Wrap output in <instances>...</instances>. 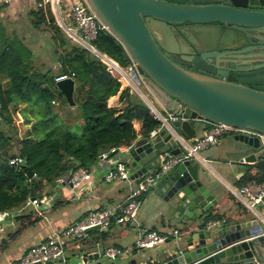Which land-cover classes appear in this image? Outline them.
Here are the masks:
<instances>
[{
    "label": "water",
    "instance_id": "95a60500",
    "mask_svg": "<svg viewBox=\"0 0 264 264\" xmlns=\"http://www.w3.org/2000/svg\"><path fill=\"white\" fill-rule=\"evenodd\" d=\"M136 63L131 76L164 115L182 117L123 153L132 181L159 171L164 155L182 156L179 138H199L202 122L264 134V0H88ZM76 110L75 78L56 83ZM245 162L264 158V141L233 136ZM120 154L115 150L109 159ZM30 178L35 176L28 162ZM166 224L180 241L155 260L117 261L79 251L70 264H264V201L257 214L208 227L217 205L215 183L197 159L184 160L151 189ZM100 231L93 228L89 234ZM184 232V233H183ZM182 238V239H181Z\"/></svg>",
    "mask_w": 264,
    "mask_h": 264
},
{
    "label": "trees",
    "instance_id": "16d2710c",
    "mask_svg": "<svg viewBox=\"0 0 264 264\" xmlns=\"http://www.w3.org/2000/svg\"><path fill=\"white\" fill-rule=\"evenodd\" d=\"M66 3L65 9L71 8ZM30 23L35 30L46 28L52 33L59 70L36 69L33 50L0 21V214L37 200L44 183L63 180L79 169L90 171L102 154L129 148L161 127L137 94L129 88L122 90L121 83L94 54L68 39L49 7H36L30 13ZM93 45L120 66L131 64L123 45L110 32L101 31ZM65 75L73 76L77 83L76 118L84 123L81 135L59 114L65 111L71 116L56 88V79ZM118 95L126 106L109 107V100ZM18 113L31 125L25 135L15 123ZM206 124L210 129L211 124ZM16 158L28 162L33 178L21 165L10 164ZM257 168L259 178L245 179L242 186L250 181L264 183L263 163ZM220 219L211 215L207 222Z\"/></svg>",
    "mask_w": 264,
    "mask_h": 264
},
{
    "label": "crops",
    "instance_id": "0c3cea01",
    "mask_svg": "<svg viewBox=\"0 0 264 264\" xmlns=\"http://www.w3.org/2000/svg\"><path fill=\"white\" fill-rule=\"evenodd\" d=\"M35 9V0H0V21L7 26L10 33L15 32L33 50L36 69L40 68L38 70L48 72L51 71L52 62L38 61L40 55L36 50L35 41L30 39L36 32L30 23V13ZM66 11L69 13V9ZM67 13L63 14L64 19L70 24L68 15L67 17L65 15ZM44 34L51 36L50 32ZM48 58L53 60L51 53ZM57 66L59 67L58 62L54 64L55 68ZM141 91L148 102L156 107L149 94L142 89ZM141 99L150 108L147 101ZM108 104L109 107L118 109L126 106L120 101V95L111 98ZM70 111L71 116L61 111L59 113L61 119L72 128L73 132L76 129L83 132V121L76 118V110ZM20 119L24 125L22 117ZM206 126V122L197 125L200 135L207 132ZM27 127L29 130L31 125H24L25 129ZM238 147L240 144L235 142L232 136H225L219 143L201 151L196 158L215 183L214 195L217 198V205L208 217L219 216L222 218L220 220L232 221L248 212L235 199L233 190L241 188L245 179L259 178L260 170L257 164L263 161L261 159L255 163L245 162L244 157L233 152V149ZM127 149L121 148L120 154L112 159L100 160L90 170L91 180L85 182L79 189H73L70 181L72 175H69L54 183H44L37 205L33 204V199L18 209L0 214V264H16L31 247L56 236L68 225L83 219L92 211L126 204L130 195V184L125 181L107 182L106 176L116 163L122 162L123 153ZM157 203L158 197L155 191L150 190L142 198L135 225H113L107 231L100 230L89 234L83 242L69 241L65 245L64 258L55 264H70L79 251L87 255L100 254L104 257V252L108 248H119L123 251V256L118 257L117 261L130 260L134 257L155 260L158 254L170 247V240L173 244L180 241V237L174 238L169 233L176 230L183 231L177 224H166L162 221ZM149 231H157L167 236V242L150 250L138 249L136 240Z\"/></svg>",
    "mask_w": 264,
    "mask_h": 264
},
{
    "label": "built area",
    "instance_id": "2783aa9c",
    "mask_svg": "<svg viewBox=\"0 0 264 264\" xmlns=\"http://www.w3.org/2000/svg\"><path fill=\"white\" fill-rule=\"evenodd\" d=\"M9 1V0H8ZM36 1V7L39 8H50V11L56 18V21L60 28L63 30L65 35L74 44L83 46L94 54L101 63H103L107 72L117 79L122 87H128L133 93L140 94L137 92V88L141 89L135 84L131 76L132 72L136 70V63L129 56L126 48L124 47L128 57L131 60V64L124 68L120 66L118 62L109 56L100 53L93 42L96 41L101 31L109 32L108 28L103 24L97 14L93 11L88 0H43L42 2ZM69 4V13H67L64 7V3ZM65 10V11H64ZM64 13L70 24L64 19ZM99 55L105 57L111 61L117 68V73H112L110 66L100 58ZM73 78V76L65 75L56 79V83L62 80ZM127 87L125 89H127ZM142 92V91H141ZM145 100V99H144ZM150 114L152 117L161 124L158 132L164 128L169 127L170 122L183 120L182 117L174 115H164L156 108L155 111L151 109ZM157 132V133H158ZM156 133V134H157ZM154 134V135H156ZM152 135V136H154ZM245 135L249 137L259 138L264 141V134L249 129L232 128L225 125L211 124L210 129L202 134L199 138L193 139L192 141H185L183 138L180 139V145L185 150V155L173 156L164 155L161 158V168L159 171H153L142 178L132 181L128 175V169L125 163L119 162L112 170L107 174L106 181H125L130 184V195L126 204L119 205L116 207L105 208L102 210H96L88 213L83 219L76 221L68 225L64 231L51 237L44 242L31 247L17 262L16 264H55L61 261L65 256V245L67 242H83L85 241L89 233L88 231L99 227L100 230L107 231L113 225L125 226L127 224H134L137 222L139 209L141 207L142 198L148 193L157 182L164 177L171 170L175 169L184 160L191 158L196 159L201 151L207 150L211 146L219 143L225 136ZM129 149V148H128ZM127 149V150H128ZM112 150L110 153H113ZM110 153L102 154L100 160H107ZM264 166V158H262ZM22 159L16 158L10 161L11 165H21ZM91 180V172L86 169H79L72 174L71 184L73 189H79L85 182ZM235 199L248 211L254 214L258 213L257 206L263 204L264 201V183H258L256 181H250L246 185L233 190ZM34 205L38 204L35 199ZM227 220H216L211 221L207 225L209 228L216 227L220 224L225 223ZM174 238L181 236V231H172L169 233ZM168 237L160 234L157 231H149L143 233L136 240V247L141 250H150L157 246L163 245L167 242ZM123 256V251L119 248H108L104 252V257L109 260H116L118 257Z\"/></svg>",
    "mask_w": 264,
    "mask_h": 264
},
{
    "label": "rangeland",
    "instance_id": "374dc122",
    "mask_svg": "<svg viewBox=\"0 0 264 264\" xmlns=\"http://www.w3.org/2000/svg\"><path fill=\"white\" fill-rule=\"evenodd\" d=\"M69 2H71V1L69 0ZM45 32H49L48 29L43 28V30H36L35 34L30 39H32L33 41H35V45L37 47L36 50H37V52L40 55V57H38V61L39 62L44 61L46 63H48L49 61H51L52 62V64H51V71H53V73H56L59 70V67L58 66H57V68L54 67V64L57 62L56 61L57 57H56V55L54 56V50H55L54 48H55V46H53L54 45V42H53V40L51 38L52 33L50 32L51 33V36L49 37V35L47 36L46 34H44ZM35 53H36V51H35ZM50 53H51V57H52L53 60H51V59L48 58L49 55H50ZM38 69H40V68H38ZM126 87H122V90H124ZM23 108H24L23 106L20 107V110H22ZM20 117H22L20 115V113H18V115L15 116V123L18 126V128L20 129V134L21 135H25L27 133V131H28L27 129L29 127H27L26 129L24 128V125H27V124H24L23 125ZM22 119H23V117H22ZM24 122H25V120H24ZM74 133L76 135H81L82 134V132L80 130H77V129H76V131ZM116 165H117V163H116ZM262 207H263V205L260 204V205L257 206V209H261Z\"/></svg>",
    "mask_w": 264,
    "mask_h": 264
},
{
    "label": "bare ground",
    "instance_id": "6f19581e",
    "mask_svg": "<svg viewBox=\"0 0 264 264\" xmlns=\"http://www.w3.org/2000/svg\"><path fill=\"white\" fill-rule=\"evenodd\" d=\"M100 56V58L102 59V60H104L106 63H107V65L108 66H110V69H111V72L112 73H117L116 72V66L111 62V61H109L108 59H106L105 57H102V55H99ZM134 81V80H133ZM137 90V92L140 94V96H142L143 97V99H145L146 101H147V103L152 107L151 109H153L154 111H155V109L153 108V106L151 105V103L150 102H148V99H147V97L137 88L136 89ZM179 141H180V139H178Z\"/></svg>",
    "mask_w": 264,
    "mask_h": 264
}]
</instances>
